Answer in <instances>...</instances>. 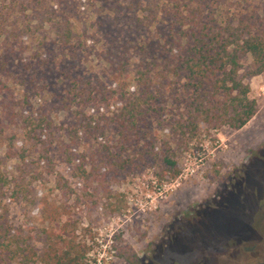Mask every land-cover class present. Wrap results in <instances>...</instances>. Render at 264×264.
I'll return each mask as SVG.
<instances>
[{"label":"trees","instance_id":"1","mask_svg":"<svg viewBox=\"0 0 264 264\" xmlns=\"http://www.w3.org/2000/svg\"><path fill=\"white\" fill-rule=\"evenodd\" d=\"M87 50L100 63H90ZM263 71L264 18L244 0H0V264L37 256L21 229L27 222L13 225L5 199L22 190L29 151L42 146L53 165L57 123L47 102L65 116L60 158L82 165L75 155L82 148L106 162L145 135L188 144L203 127L242 128L258 110L247 78ZM153 118L159 124L151 127ZM163 161L176 177V159L167 152ZM249 178L246 199L240 192L223 199L240 215L247 199L254 197L253 210L262 195ZM57 185L68 188L60 178ZM30 200L29 213L47 223L40 264H84L88 246L77 240L73 213L46 197ZM238 229L203 246L224 245Z\"/></svg>","mask_w":264,"mask_h":264},{"label":"rangeland","instance_id":"2","mask_svg":"<svg viewBox=\"0 0 264 264\" xmlns=\"http://www.w3.org/2000/svg\"><path fill=\"white\" fill-rule=\"evenodd\" d=\"M244 2L255 6L264 18V0ZM85 56L92 64L100 63L91 50ZM243 61L249 67L252 59L246 56ZM247 81L258 110L242 128L203 127L188 144L168 134L159 139L145 135L139 142L134 139L123 153L114 149L106 162L81 148L75 155L84 161L86 172L79 169L78 160L67 164L60 158L65 116L54 102H47L45 110L57 123L48 146L53 165L46 162L42 146L29 151L24 167L31 172L21 179L19 195L5 199L13 225L18 228L27 222L21 226L23 235L37 250L29 264H40L47 241L43 234L47 223L36 210L29 213L30 199L42 197L73 213L78 221L77 240L88 246L84 264L102 227L115 232V254L107 264H264V71ZM167 118L162 116L160 121ZM152 120L151 127L159 124L158 119ZM167 152L180 169L176 177H171L174 169L163 163ZM15 163L18 160L9 162ZM249 177L255 178L262 193L253 210L250 200L254 197L247 199L255 216L249 208L237 214L229 207L231 200L227 202L237 192L240 199L251 194ZM58 178L67 183L66 190L57 185ZM217 203L215 213L205 211ZM239 217L245 220L243 225ZM236 229L224 245L203 246L209 238L216 240ZM8 264L22 263L17 259Z\"/></svg>","mask_w":264,"mask_h":264},{"label":"built area","instance_id":"3","mask_svg":"<svg viewBox=\"0 0 264 264\" xmlns=\"http://www.w3.org/2000/svg\"><path fill=\"white\" fill-rule=\"evenodd\" d=\"M115 232L108 227H102L91 242L85 264H107L115 254Z\"/></svg>","mask_w":264,"mask_h":264}]
</instances>
